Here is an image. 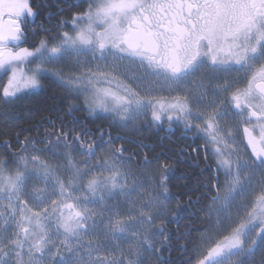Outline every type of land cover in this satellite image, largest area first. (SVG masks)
<instances>
[{
	"label": "snow or ice",
	"instance_id": "obj_1",
	"mask_svg": "<svg viewBox=\"0 0 264 264\" xmlns=\"http://www.w3.org/2000/svg\"><path fill=\"white\" fill-rule=\"evenodd\" d=\"M0 73V264H264V0H0Z\"/></svg>",
	"mask_w": 264,
	"mask_h": 264
},
{
	"label": "trees",
	"instance_id": "obj_2",
	"mask_svg": "<svg viewBox=\"0 0 264 264\" xmlns=\"http://www.w3.org/2000/svg\"><path fill=\"white\" fill-rule=\"evenodd\" d=\"M7 80V75L0 74V85L6 83ZM53 87L52 86H48L46 88V90L38 96H33L30 99L24 101L21 104L17 105V112L19 113V117L17 118V124L19 127H27V124L25 123V119H26V114L28 112H35L38 111L40 109H42L45 105L52 107L54 105V101L49 100L48 98L52 95L53 93ZM0 92H2V88H0ZM59 94V93H57ZM9 116H16V113L9 111L8 113ZM0 120H3V112L0 111ZM11 127V126H9ZM14 134V132H13ZM158 137L157 136H150L145 140V143H158ZM165 145L167 147H169L170 149L173 148V144L171 145V143L164 141ZM189 184H191V181H189ZM184 191L183 185L181 183H178L176 186V190L173 189L174 194H179L182 193ZM186 199V198H185ZM174 255H176L174 253Z\"/></svg>",
	"mask_w": 264,
	"mask_h": 264
},
{
	"label": "flooded vegetation",
	"instance_id": "obj_3",
	"mask_svg": "<svg viewBox=\"0 0 264 264\" xmlns=\"http://www.w3.org/2000/svg\"><path fill=\"white\" fill-rule=\"evenodd\" d=\"M32 2L33 3H36V0H32ZM49 4L50 5L52 4V0H49ZM52 10L55 11V8L53 7ZM37 23H39V21H37ZM31 32H32V28L29 25L28 26L29 38H28L27 44L25 46H29V45L33 44L36 40H38L40 38L39 36H33V35H31ZM242 135H243V133H242V130H241V136ZM176 136H179V133L178 132L176 133ZM157 137H158V141L160 142V137L159 136H157ZM165 141L171 143V145L173 144V146L174 145H179V146H184V147H196V144L195 143H192V141H191L190 138L189 139L176 140L175 137H172L171 142L168 141L167 139ZM193 155H195V154L193 153ZM184 156L186 158L180 160V169H179V171L177 173L178 176H179L180 172H188V173H193L194 174V172L196 171L191 166L190 158H187V151L184 153ZM202 158H203V150L201 149V159ZM173 183H174V186L172 188V191H173V189L176 190V186H177L178 183H181L183 185L184 184V181H182V180H175Z\"/></svg>",
	"mask_w": 264,
	"mask_h": 264
},
{
	"label": "rangeland",
	"instance_id": "obj_4",
	"mask_svg": "<svg viewBox=\"0 0 264 264\" xmlns=\"http://www.w3.org/2000/svg\"><path fill=\"white\" fill-rule=\"evenodd\" d=\"M1 75H3V73H0ZM6 82H7V80H6Z\"/></svg>",
	"mask_w": 264,
	"mask_h": 264
}]
</instances>
